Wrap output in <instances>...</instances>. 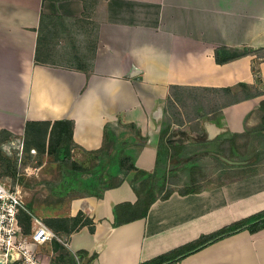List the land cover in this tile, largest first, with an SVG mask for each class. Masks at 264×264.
<instances>
[{
  "label": "crops",
  "instance_id": "1",
  "mask_svg": "<svg viewBox=\"0 0 264 264\" xmlns=\"http://www.w3.org/2000/svg\"><path fill=\"white\" fill-rule=\"evenodd\" d=\"M221 47L264 48V0H0V133L48 143L55 121L70 120L72 157L97 162L94 190L124 180L52 212L93 220L94 232L65 235L83 264H139L264 210V60L218 62ZM143 182L157 197L147 216L116 226V206L138 202ZM174 264H264V229Z\"/></svg>",
  "mask_w": 264,
  "mask_h": 264
},
{
  "label": "trees",
  "instance_id": "2",
  "mask_svg": "<svg viewBox=\"0 0 264 264\" xmlns=\"http://www.w3.org/2000/svg\"><path fill=\"white\" fill-rule=\"evenodd\" d=\"M85 4V8L88 7L89 0H83ZM222 49H230V53H223ZM252 54L256 55L257 60H264V48L253 49L251 47L244 48L243 50L233 49V48H219L216 51V59L218 62H225L240 57L242 55ZM77 56L79 61L83 59L81 57V53ZM81 65L80 63L77 64ZM253 70L257 73L258 68L254 64ZM260 109L264 113V100L260 103ZM262 121L264 123V114L262 116ZM264 129V125H263ZM167 130H163L161 133L160 141H159V149H158V161L161 160L162 152L164 147H166V137ZM10 137L9 133L3 132L0 133V140L3 138L8 139ZM33 138V137H32ZM29 139V138H28ZM31 143V144H30ZM29 146H35L36 149L40 152L41 158H44L45 154L48 155L49 160L51 162H55L57 164L58 173H60V178L62 176V172L67 169L68 171L75 173H87L88 171L95 170L97 162L94 159H90V163L86 164L85 160L80 161L76 160L71 156L73 147H76L77 144L73 140V122L70 120H58L55 121L51 131L49 133L48 143L44 142L39 144L38 142L29 141ZM244 145V144H242ZM98 151H89L86 152L88 155L97 154ZM100 152V151H99ZM43 160L41 159L39 164H42ZM120 167L123 170L129 171L131 169H136L135 163L133 159L122 156L119 159ZM0 172L3 178L9 177L15 181L18 168L17 163L10 156H7L6 153L2 152L0 149ZM140 174L143 173L142 170L138 171ZM117 176H112L107 182L101 183L100 189L93 192L97 197H102L105 190L119 186L124 180L122 178L117 179ZM33 180V177L29 179V182ZM96 181V180H95ZM93 181V182H95ZM15 183V182H14ZM99 182H96L98 184ZM52 189V188H51ZM139 189L143 190V196ZM136 188L135 190L139 193V200L134 205L130 203H122L117 205L115 208V225H121L123 223L133 221L135 219L144 218L147 216L148 211L156 201V196H151L153 192L151 188L148 186L147 182H143L140 184V188ZM171 193H173L172 189H169L163 195V199L168 198ZM67 192H65V188H53L52 192L49 195L43 196L40 191L35 190L30 198L27 200L28 207L35 213V209L39 207L40 204H49V205H57L64 201ZM81 196H89L92 195L90 192L79 194ZM76 196L71 197L73 199ZM128 211L130 215L127 217V220H123L120 218V213H124ZM136 211H138L136 213ZM135 212V213H134ZM123 215V214H122ZM46 224L55 232L58 236L57 238H53L52 240V248L55 253L53 260L51 259L50 264H81V256L78 260L76 257L78 254L70 251L66 246H64L63 241L61 240L63 236L69 237L72 233L78 231L81 227L88 225L91 232H94L95 226L94 222L91 218L85 217L82 212H79L74 217H55V218H46ZM28 229V226H27ZM264 229V210H261L255 214H252L246 218H243L239 221L231 223L214 233L209 235H203L198 238L193 243L188 244L187 246L181 247L176 250H172L168 253L158 255L150 260L141 262L139 264H174L177 263L182 257L194 253L207 247L217 241H220L226 237L234 235L244 230H248L251 233L258 232ZM67 242V239L66 241ZM69 256V257H68ZM97 257V253L91 255L90 258L87 259V263H91ZM12 264H18V262H13Z\"/></svg>",
  "mask_w": 264,
  "mask_h": 264
},
{
  "label": "rangeland",
  "instance_id": "3",
  "mask_svg": "<svg viewBox=\"0 0 264 264\" xmlns=\"http://www.w3.org/2000/svg\"><path fill=\"white\" fill-rule=\"evenodd\" d=\"M90 17L92 19L91 21H88V23H90V34H93L95 26L92 21L95 22V19L92 15H90ZM54 34L56 35V33L54 32L52 36H54ZM53 40L54 41L52 42H55L56 40H58V37H54ZM261 123L258 126H262ZM31 132H28L29 135L27 134L25 137L24 135L19 138L10 136L8 139L3 138L2 140H0V149H2V152L6 153L7 156H10L13 160L16 161L18 168V173L15 181L9 177L3 178L1 176V172L0 176L10 184L19 183L23 191V196L25 200H28L35 190L40 191L43 196H46L49 195L50 192H52L51 188L53 187L58 189L65 188V192H67V194L62 203L57 204L56 206L42 203L39 205L38 208L35 209V213L42 218L51 217L52 212H54L55 214V211L64 215V213L66 214L67 212L69 204L68 201L71 200L72 195L76 196L85 192L97 191L93 188L95 187V184L93 182L94 176L91 174L89 175L88 173H75L65 169L61 173L62 176L60 178V173H58L59 169L57 168V164L55 162H51L47 154H45L44 158H41L40 152L36 148L33 149V146L31 147L28 145L29 141H33V136H31ZM119 136L121 139L127 138V136L122 132H120ZM256 141L257 142L254 143L255 145L259 146L261 144L260 146L263 147L262 138H258L256 139ZM71 156H75L74 153H71ZM85 156L86 155H83L82 157ZM82 157L77 159L81 161ZM41 159L43 160V162L42 164H39ZM31 177H33V180L29 182V179ZM51 206H54L55 208H50ZM61 240L63 241L62 244L67 247V245L65 244L66 237L63 236ZM41 251L50 260H53L55 253L54 251L52 253V246H43ZM77 257H80V255L78 254ZM77 257L76 260L79 259ZM81 264H83L82 258Z\"/></svg>",
  "mask_w": 264,
  "mask_h": 264
},
{
  "label": "built area",
  "instance_id": "4",
  "mask_svg": "<svg viewBox=\"0 0 264 264\" xmlns=\"http://www.w3.org/2000/svg\"><path fill=\"white\" fill-rule=\"evenodd\" d=\"M57 237L28 207L19 183L10 184L0 176V260L5 264H50L41 246Z\"/></svg>",
  "mask_w": 264,
  "mask_h": 264
},
{
  "label": "water",
  "instance_id": "5",
  "mask_svg": "<svg viewBox=\"0 0 264 264\" xmlns=\"http://www.w3.org/2000/svg\"><path fill=\"white\" fill-rule=\"evenodd\" d=\"M231 162L236 163V164L242 163L241 161H231ZM0 264H5V263L2 260H0Z\"/></svg>",
  "mask_w": 264,
  "mask_h": 264
}]
</instances>
